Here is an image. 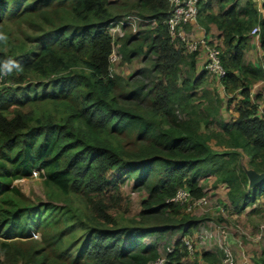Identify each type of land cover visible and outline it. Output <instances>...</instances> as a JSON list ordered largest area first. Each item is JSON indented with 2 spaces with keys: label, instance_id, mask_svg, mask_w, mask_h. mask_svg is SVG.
Wrapping results in <instances>:
<instances>
[{
  "label": "trees",
  "instance_id": "obj_1",
  "mask_svg": "<svg viewBox=\"0 0 264 264\" xmlns=\"http://www.w3.org/2000/svg\"><path fill=\"white\" fill-rule=\"evenodd\" d=\"M127 1L156 26L124 39L123 58L152 55L153 68L142 69L133 88L119 93L120 82L130 85L134 77L112 73L118 40L111 29L118 16H112L111 0H0L1 40L10 44L0 49V237L6 239L0 243V264L20 259L52 264L34 236L42 232L45 241H62L77 226L82 228L77 253H72L77 243L70 242L60 254L72 264H149L160 254L156 243L143 240L169 231L168 222L180 226L184 239L176 241L164 264H184L190 253L185 239L198 223L189 218L187 204L171 200L179 189L194 199L203 197L200 178L213 172L239 211L264 197V181L250 187L246 173L264 171L263 95L252 93L253 85L264 80V64L244 60L256 26L264 55V3L202 0L199 5L198 23L206 33L211 24L220 31L217 47L225 71L220 82L228 106L235 102L228 120L220 93L204 89L198 95L207 70L198 69L199 51L189 52L172 40L169 0ZM34 11L49 29L36 46L11 42L8 24ZM200 98L205 103L195 104ZM126 137L135 140L129 143ZM140 141L141 147L133 149L131 144ZM36 172L64 197L63 205L30 202L14 185ZM129 178L148 192L143 222L153 218L160 226L119 225L112 212L125 200L121 190ZM74 197L83 203L84 220L78 222L73 221ZM20 242H28V248ZM254 261L264 264V247Z\"/></svg>",
  "mask_w": 264,
  "mask_h": 264
},
{
  "label": "rangeland",
  "instance_id": "obj_2",
  "mask_svg": "<svg viewBox=\"0 0 264 264\" xmlns=\"http://www.w3.org/2000/svg\"><path fill=\"white\" fill-rule=\"evenodd\" d=\"M111 2L112 16H118V22H115L111 29L113 37L118 40L113 52L116 60L112 63V73L116 76L123 77L125 80L128 77H134V80L131 81L130 85L124 81L120 82L119 93L121 91L127 93L133 88L134 81L141 78L138 74L142 69L152 70L153 57L152 55L148 56L141 54L131 61H125L121 51V44L124 39L137 33L140 29L156 26V22L142 17L140 11L137 8L132 7L131 1L111 0ZM256 2L258 5H262L264 0H256ZM215 7L216 11H218L219 9L216 4ZM36 13L38 12L34 11L26 18L12 20V22L8 24L7 31H10L11 42L26 43L28 47L37 45L39 40L38 36L44 32V29H49L50 26L47 22H43V19L39 18V15ZM213 37L214 36L212 35L211 39L214 40L211 46L216 44L221 46L222 40H216V38ZM9 45L10 44H3L0 39V49L2 46ZM177 45H179V43H177ZM144 49L146 50V46H144ZM259 61L264 64V61H262L261 58ZM200 70L201 69L199 68V71ZM153 75H155V73H153ZM146 81L150 83V79H147ZM204 89H210L213 95L215 92L221 94L222 100L220 104L223 108L222 114H224L225 119L230 120L232 117L231 109H234L235 102H233L230 107L228 106L227 96H225V93L219 86L218 77L214 72L207 71L204 88L199 90L198 95H202ZM261 91H263L261 93L263 99L259 101L260 112L264 107V86L256 88L254 93L256 94ZM205 101L206 100L200 98V100L195 101V104L205 103ZM227 106L229 107V112H224ZM219 117L221 119V116ZM213 129L219 130L218 125L213 124ZM125 139L127 141L129 140V143L135 140L133 137H126ZM142 144L143 142L140 141L137 144L134 143L131 145L134 146L133 149H136L140 148ZM241 161L246 167V159H242ZM200 181L204 187L206 193L204 197L207 198V202L191 208L187 207L189 218L194 219L198 223V226L195 229L196 240L195 242L193 239L191 240L193 250L195 243V249L197 248V251L216 252L218 253L217 255L219 256L220 262L224 253L223 248L226 245H229L236 256L237 263H242L244 257H246L248 258V264H255L253 259L260 255L262 248L264 247V197H260L254 204L239 211L233 204H231V201L228 198L229 188L225 184L217 182V175L215 173L208 172L203 174ZM14 185L19 188L24 197L30 202L40 204L52 201L60 205L64 204V197L57 191L48 188L40 173L29 178L16 180L14 181ZM121 191L125 200H123L120 206L112 212L114 215H118L119 225H139L142 223L150 227L160 226L159 224L161 221H156L153 218H146L145 222H143L144 218L141 217V211L144 208L143 200L147 198L148 192L143 187L137 188L136 180L134 178H129L125 181ZM192 200H194L193 197ZM82 205L83 203L81 200L76 197L73 198L72 208L76 214V218H73L74 222H78V218L84 220ZM154 222H157V224H154ZM174 223H167L171 225L169 231L162 234L157 232L147 235L143 240L147 244L156 243L161 257L166 256L168 248H172L177 240L184 239L182 238L183 232L180 229V226ZM81 233L82 228L77 226L75 229L66 232L62 241L51 240L49 238L48 241H45L46 237L42 232L34 236L33 240L36 241L38 246L44 245L46 247L49 252L50 260L53 261L52 264H72L70 258L61 257L60 254L62 250H65L68 247L70 242L78 244V242L81 241ZM190 237L194 238L193 235ZM2 241H6V239L0 237V243ZM77 244L72 249L74 255L77 253V248L80 245ZM17 245L23 249L28 248V242H20ZM191 253H193V251H191ZM187 263L194 264L193 260H187ZM17 264L25 263L20 259Z\"/></svg>",
  "mask_w": 264,
  "mask_h": 264
},
{
  "label": "built area",
  "instance_id": "obj_3",
  "mask_svg": "<svg viewBox=\"0 0 264 264\" xmlns=\"http://www.w3.org/2000/svg\"><path fill=\"white\" fill-rule=\"evenodd\" d=\"M201 1L202 0H169L171 5V14L166 22L172 40H180L181 44L186 47L187 51L201 52L202 49H206L207 59L204 62V69L214 72L218 77H221L225 74V71L220 60L221 50L217 47V44L211 46L212 44H210V42H212V39L210 40L206 31H204V34L199 38H193V35L189 31V29L193 30L194 25H198L199 5ZM187 25L190 27L189 29L186 28ZM259 32L260 27L256 26L252 29L251 34H259ZM113 54L111 56L112 63L116 60ZM3 75L4 74L0 75V84L4 80ZM36 174L38 175L39 172H36ZM171 200L181 204H187L188 208L207 202V198L204 196L192 200L191 193L186 189H179L175 197H173ZM191 240V238L185 239L189 251L190 249L193 251ZM173 249L174 247L168 248L165 257H161L160 255L158 259L150 262L149 264H164L168 259V254L172 252ZM223 251L224 253L222 255L221 261L217 262L216 264H239L237 263L236 256L229 245H226L223 248ZM248 263V258L244 257L242 263L240 264Z\"/></svg>",
  "mask_w": 264,
  "mask_h": 264
},
{
  "label": "crops",
  "instance_id": "obj_4",
  "mask_svg": "<svg viewBox=\"0 0 264 264\" xmlns=\"http://www.w3.org/2000/svg\"><path fill=\"white\" fill-rule=\"evenodd\" d=\"M210 27H211L210 28V32L208 33V36H209L210 40L212 38V35L216 38V40H220V39H218L220 31L217 29V27L214 24H211ZM189 31L193 35V38H196V37L199 38V37H201L204 34L205 28L198 23V25L197 24L194 25L193 30L189 29ZM210 34H212V35H210ZM213 40L214 39H212V42H213ZM249 56H250V58H249ZM260 58L262 59V61H264V55H263V51H262L261 44H260V36H259V34H253V35L251 34V47L245 51V55H244L245 63H247V64H249V63L259 64L260 63V61H259ZM206 59H207V50L206 49H202L201 52L198 55V61H197L198 69L199 68L201 70L203 69V67H204L203 65H204V62L206 61ZM218 81H219V86L223 90V87L221 85V82H220L219 78H218ZM259 86H264V80L259 81V82L255 83L253 85V89H252L253 95H256V94H259V93L263 92V91H261L259 93L254 94L256 88H258ZM193 237L194 238H191V237L190 238L193 239L194 242H195L196 233L193 234ZM203 253H210L211 256L208 257V258H204L203 257ZM217 254L218 253L211 252V251L210 252L209 251H197V248L195 249V243H194L193 253L190 252L189 255L183 260V262H184V264H188L187 260L188 261L189 260H193L194 264H215L219 260V256ZM261 254H262V252L260 253V255ZM253 261H254V259H253Z\"/></svg>",
  "mask_w": 264,
  "mask_h": 264
},
{
  "label": "water",
  "instance_id": "obj_5",
  "mask_svg": "<svg viewBox=\"0 0 264 264\" xmlns=\"http://www.w3.org/2000/svg\"><path fill=\"white\" fill-rule=\"evenodd\" d=\"M246 173L249 178V186L253 187L258 183H261L264 181V171L258 172L254 169H247Z\"/></svg>",
  "mask_w": 264,
  "mask_h": 264
},
{
  "label": "clouds",
  "instance_id": "obj_6",
  "mask_svg": "<svg viewBox=\"0 0 264 264\" xmlns=\"http://www.w3.org/2000/svg\"><path fill=\"white\" fill-rule=\"evenodd\" d=\"M206 31V30H205ZM252 32V31H251ZM208 34V33H207ZM253 35V34H252ZM4 37L2 36V35H0V39H3ZM213 43V42H212ZM210 44H211V42H210ZM204 66V65H203ZM203 69H204V67H203ZM206 70V69H205ZM218 77V76H217ZM219 79H220V77H218Z\"/></svg>",
  "mask_w": 264,
  "mask_h": 264
}]
</instances>
